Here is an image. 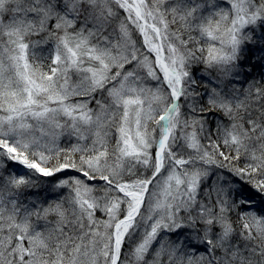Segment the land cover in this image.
Wrapping results in <instances>:
<instances>
[{
  "label": "snow or ice",
  "instance_id": "1",
  "mask_svg": "<svg viewBox=\"0 0 264 264\" xmlns=\"http://www.w3.org/2000/svg\"><path fill=\"white\" fill-rule=\"evenodd\" d=\"M0 264H264V0H0Z\"/></svg>",
  "mask_w": 264,
  "mask_h": 264
}]
</instances>
